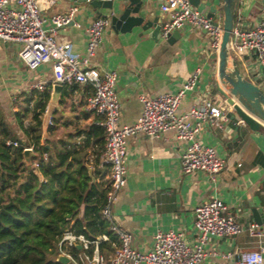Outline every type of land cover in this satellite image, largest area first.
Listing matches in <instances>:
<instances>
[{
    "label": "crops",
    "instance_id": "crops-1",
    "mask_svg": "<svg viewBox=\"0 0 264 264\" xmlns=\"http://www.w3.org/2000/svg\"><path fill=\"white\" fill-rule=\"evenodd\" d=\"M131 1L113 0L114 9L111 10L94 8L88 2L57 0L43 12V26L51 28L52 15L77 6L74 19L81 26L74 23L65 26L59 30L58 37L70 45L73 53L84 58L87 56L89 26L98 16H109L110 25L105 30L103 43L90 62L118 72L116 90L122 124H133L140 118L143 111L141 95L177 93L194 73L199 72L195 88L187 92L177 114L196 124L198 120L190 115V111L207 99L228 110V119L222 121V127L204 125L197 135L202 144L216 150L226 166L215 180L200 170L185 174L182 155L187 142L179 140L174 131L159 138L143 133L130 136L127 182L113 207L115 220L122 229L132 233L134 246L140 251L152 248L159 230L183 232L192 242L196 208L205 201L218 198L230 207L242 230L234 237L210 238L205 245L208 256L202 264H234V258L225 254L240 250L262 248L264 254V235L258 239L250 236L248 230L254 223L264 232V123L259 130H253L227 104L225 92L229 93L231 87L218 78V59L212 54L207 31L187 23L178 30L180 35L174 41L162 37L157 41L150 36L152 29L143 31L141 27H135L131 32L114 29L112 14L129 6ZM141 2L148 17L157 18L160 23L167 20L161 11L162 0ZM194 6L207 16L214 6L212 17H223V0H198V6ZM246 10L249 12L247 18ZM263 17L264 0H240L236 21H240L241 27L251 29ZM19 50V45L0 41V141H17L19 145H12L13 149H25L35 147L34 138L41 136V144L50 155L67 149L78 150L92 164L99 160L97 168L109 178V168L102 163L105 139L98 141L94 127L98 118L87 108L93 88L88 84L63 85L60 97L54 103V85L57 83L53 79L52 64L30 69L21 61ZM251 61L248 56L241 60L242 72L249 77L255 70ZM39 84H43L44 89H40ZM47 105L49 114L45 113ZM230 113L235 114L234 119ZM48 118L52 119V124L48 123ZM39 121L41 125H38ZM35 153L34 157L39 156ZM89 170L92 172L93 168L89 167ZM113 252L106 248L103 254ZM69 264L92 263L73 258Z\"/></svg>",
    "mask_w": 264,
    "mask_h": 264
},
{
    "label": "built area",
    "instance_id": "built-area-1",
    "mask_svg": "<svg viewBox=\"0 0 264 264\" xmlns=\"http://www.w3.org/2000/svg\"><path fill=\"white\" fill-rule=\"evenodd\" d=\"M56 3L57 0H0V41L19 45V57L30 69L51 63L55 83L88 84L93 88V93L87 100V108L97 116L98 124L105 130L102 163L109 168L110 181L102 216L109 222L110 230L119 240L114 252L104 255L99 246L101 242L110 241L108 234L91 240L83 234L77 235L67 230L59 242L60 254H66L72 260L74 257L68 253L67 248L80 244L83 252L74 259L92 264H202L208 256L205 245L210 238L234 237L242 230L236 215L223 200L214 198L196 208L195 238L192 242L186 239L183 232L159 230L154 236L152 248L148 251H140L134 246L132 233L118 225L113 215V207L127 182L128 139L138 133L159 138L168 131H174L179 140L187 142L182 155L183 173L200 170L215 180L226 166V162L218 156L213 147L202 144L197 135L204 125L222 127V121L228 119V110L207 99L197 103L190 111V115L198 120L196 124L178 116L177 111L183 98L197 84L199 72H196L177 93L141 95L143 111L140 118L133 124H122L121 104L116 90L118 72L106 70L90 62L103 43L105 30L110 25L109 16L100 15L89 26L87 56L82 58L73 53L70 45L58 37L59 30L65 26L72 23L81 26L80 23H75L74 19L78 11L77 6L71 7L65 13L52 15L51 28L43 26V12ZM160 7L167 16V20L162 22V38L169 39L175 31L189 23L209 33L212 54L218 59L223 37L222 18L202 14L191 0H162ZM229 47L237 60L248 56L252 60L257 59L259 66L264 68V17L251 29L241 27L240 21H236ZM38 87L44 89L43 84ZM49 112L50 107L47 105L45 113ZM48 123L52 124L51 118H48ZM6 144L19 145L17 141H7ZM25 149L35 150L33 146ZM48 160L49 154L43 153L40 158L34 160V169L38 170L40 162ZM248 230L250 236L258 239L264 235L254 223ZM262 251V248L240 250L225 256L234 258V264H262Z\"/></svg>",
    "mask_w": 264,
    "mask_h": 264
},
{
    "label": "trees",
    "instance_id": "trees-1",
    "mask_svg": "<svg viewBox=\"0 0 264 264\" xmlns=\"http://www.w3.org/2000/svg\"><path fill=\"white\" fill-rule=\"evenodd\" d=\"M94 127L98 141H104V128ZM40 139L34 138L35 151L49 154ZM49 156L35 170L39 156L28 167L23 147L14 150L0 141V264H63L57 258L67 230L91 240L108 234L110 241L99 246L102 253L106 248L114 251L119 242L102 216L110 181L97 168L99 160L92 164L73 149ZM67 249L74 258L83 252L77 245Z\"/></svg>",
    "mask_w": 264,
    "mask_h": 264
},
{
    "label": "water",
    "instance_id": "water-1",
    "mask_svg": "<svg viewBox=\"0 0 264 264\" xmlns=\"http://www.w3.org/2000/svg\"><path fill=\"white\" fill-rule=\"evenodd\" d=\"M76 3L88 2L94 8L114 9L113 0H75ZM198 6V0H191ZM240 0H223V37L218 52V78L231 86L229 93H226L227 103L233 107L235 114L242 119L253 130H259L264 123V89L254 83L251 78L243 74L237 59L231 54L230 41L232 32L236 24L237 10ZM215 15V7L211 6L208 16ZM111 23L114 29L121 32H131L135 27H141L143 31L151 30V38L159 40L161 38L162 23L157 18L151 19L143 7L141 0H132L118 13H113ZM180 32L175 31L169 41H174ZM63 88L62 84L54 85L53 101L56 103ZM230 95V96H229ZM233 96L236 98L234 99ZM235 114L230 113L232 119ZM36 155L32 149H24L25 162L28 167L32 165V159ZM90 174L92 175L91 170ZM95 180V179H94ZM257 210L254 212L256 213ZM82 249L81 245H77ZM58 261L69 264L71 259L66 254H59Z\"/></svg>",
    "mask_w": 264,
    "mask_h": 264
},
{
    "label": "rangeland",
    "instance_id": "rangeland-1",
    "mask_svg": "<svg viewBox=\"0 0 264 264\" xmlns=\"http://www.w3.org/2000/svg\"><path fill=\"white\" fill-rule=\"evenodd\" d=\"M249 16V12L247 13V10L245 11V18H247ZM238 61V63H239V65H240V67L242 68V71L244 70V68H243V64H242V62H241V60L240 59H238L237 60ZM252 63V65H253V67L255 68V70H254V74H252V76H251V80L254 82V83H256L257 85H259L258 84V82L260 83V87H264V68H262V67H260L259 66V63H258V61H257V59H255V60H253V61H251ZM260 79V80H259ZM257 80V81H256ZM41 155H39V157H40Z\"/></svg>",
    "mask_w": 264,
    "mask_h": 264
},
{
    "label": "bare ground",
    "instance_id": "bare-ground-1",
    "mask_svg": "<svg viewBox=\"0 0 264 264\" xmlns=\"http://www.w3.org/2000/svg\"><path fill=\"white\" fill-rule=\"evenodd\" d=\"M230 86V85H229ZM231 87V86H230Z\"/></svg>",
    "mask_w": 264,
    "mask_h": 264
}]
</instances>
